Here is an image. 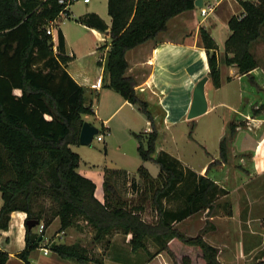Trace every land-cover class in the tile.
<instances>
[{"label":"trees","instance_id":"trees-1","mask_svg":"<svg viewBox=\"0 0 264 264\" xmlns=\"http://www.w3.org/2000/svg\"><path fill=\"white\" fill-rule=\"evenodd\" d=\"M238 2L244 13L228 19L230 34L224 41L225 62L234 64L239 75L260 91L251 75L258 64L249 48L260 37L264 0ZM193 3L194 0H107L110 42L98 60L103 63L102 86L135 105L148 122L151 119L147 103L138 97L134 79L125 74L128 67L125 53L145 41L155 40L167 30L170 18L192 10ZM61 8L56 0H0V230L8 227L12 212L20 211L25 213V221L37 220L44 229L58 219V232L78 228L83 221L93 231L92 243L102 247L108 246L109 238L120 232L131 235V251L143 249L149 257L154 256L147 247L152 244L156 252H165L180 264H221L217 248L200 234L186 236L173 227L200 210L210 212L213 202L228 194L207 175L159 151L153 158L159 166L156 177L140 165L137 169L140 183L129 179L138 193L135 200L127 199L119 190L118 180L120 177L127 180L126 172L105 167L104 201L100 202L94 196V183L76 171L80 158L69 145L78 143L81 116L93 114V110L85 102L84 87L67 71L73 56L66 54L61 30L57 29L55 49L52 35L46 30ZM77 20L100 32L108 28L94 12ZM199 36L207 56L208 76L213 86L218 87L217 57L209 53L215 50V42L203 27ZM250 111L253 115H264V102L255 104ZM236 127V123L228 124L229 138ZM106 131L101 126L98 134ZM134 137L141 159L151 160L156 132H149L146 149L142 134ZM227 142L225 138L219 144L224 161ZM170 202L173 207L167 206ZM223 206H226L223 215L231 216L230 202L224 201ZM145 208L152 211L154 219L143 218ZM43 232L39 234L25 224V246L16 255L23 264H29L30 251L38 247L78 263L90 260L88 248L79 242L43 244ZM7 260L8 254L0 250V264H7Z\"/></svg>","mask_w":264,"mask_h":264},{"label":"rangeland","instance_id":"rangeland-1","mask_svg":"<svg viewBox=\"0 0 264 264\" xmlns=\"http://www.w3.org/2000/svg\"><path fill=\"white\" fill-rule=\"evenodd\" d=\"M250 1L257 2L258 0ZM232 2L234 3V9H231L230 12H226L225 10H217L216 12V18L222 21L223 27L226 25L227 20L231 16L240 17L244 13L238 0H232ZM70 9L72 11V15H70L69 18H60L61 21L59 20V24L62 28H65L72 33L74 38H77V35L74 32V21L77 17L84 14L86 10L91 9H95L106 17V0H91L88 4L76 2ZM197 9L199 11L198 14L200 19L205 14L201 13L202 7H197ZM178 23L179 24L172 26V37L178 39L180 42L186 43L192 42V39H194L197 33L199 39L198 46L202 48L199 36V29L201 26L196 28V25H193L191 15L186 14L178 21ZM207 32L210 33L209 31ZM169 35H171V33ZM220 35L221 32L218 36ZM159 36L161 37L159 39H162V33L159 34ZM226 36L228 37L229 34L227 33L224 37L227 38ZM214 42L215 50H209V53H214L217 57L219 86L214 87L211 83L208 76L206 56L205 69L208 79L205 83L206 91L205 86L204 91L205 97L206 99L208 98L211 106L209 107V111L207 113L205 112L203 116L195 119L187 118V107L191 104L194 86L197 81L205 76L203 66H197V62L201 60V56L189 61V64L183 71L184 75L185 72L190 70V72L186 74V79L183 78L181 86L178 89L172 90V93L170 94L167 93L166 88L164 90L166 93H161L160 89H157V91L155 88L144 84L143 86L141 85L142 88H139V90L143 89L148 91L146 96V94H141L137 90V85L134 87L138 97L147 103L146 111L151 119V121L148 122V130L143 132L146 128L144 118L139 120L138 118L133 117V115L130 117L135 133H142L141 139L144 149H146L149 132H156V139L154 143L155 150L151 153V160L143 161L141 159L136 150L137 139L131 134H128V129H123L124 127L118 121L119 117L123 113V110L118 111L114 119L108 125L110 133L112 132L114 134V138H112L110 142V138L106 133H104L102 134L103 141H97L94 139L90 145H85L91 149L93 153H102L105 151V147V160L108 166L122 165L125 166L129 172L136 174L134 176H129L127 180L121 177L118 180L120 187L119 190H121L120 192L123 193L127 199L135 200L138 197V193H136L135 189L130 186L129 179L133 178L135 181L140 183V179L137 175V169L140 165H144L152 177L157 176L159 166L153 161V158H155L159 151L169 153L173 157L177 158L184 166H187L198 173H203V175H207L208 178H210V172L221 169V166L224 164L230 170L238 167L242 170V172H244L243 167H245V165L252 159V153L249 152L247 144L253 140V137L256 139L259 138L256 137L258 135L256 131L259 125L258 120L261 119L264 122V117L254 118L255 116L251 114L250 108L257 103H263L264 86H262V88H260V92L257 93V91H255L252 87L244 84V78H241L240 75L239 77L233 75V72L231 73V67H233L234 64L228 65L225 62L224 43L223 45H220L217 41L214 40ZM107 49L108 46H101L97 50L98 58L100 56L103 57V53H105ZM249 49L256 59L257 64L264 66V24L260 30V37L251 43ZM228 55L231 56L232 54ZM143 58V53H135L131 56V62L133 65L132 70L135 69V71H137V79L140 78V80L144 79L149 72V68L146 66V62H144L146 60L140 61L143 60ZM192 64L196 65L191 66ZM225 84L227 85L226 87L230 88L225 89ZM246 86L249 89L243 92L242 88L245 89ZM219 88L221 89L218 90ZM152 90L157 91L158 94L156 95L152 92ZM170 96L171 99H174L177 102L180 110L182 111V115H178V117L175 116V113L178 114L179 112V114H181V112L178 111L176 104L171 103L167 106L166 102H170ZM218 99L227 101V103L234 109L226 106H223L222 109L215 108L214 100ZM173 109L178 112H173ZM169 115H174L173 117L179 119L178 122H176L174 118L170 119ZM230 122L236 123L237 125L235 134L238 132V136L240 137L237 140H235V134L229 138L228 124ZM225 138L228 139V142L226 144V160L224 161L220 156L219 144ZM255 151L259 153L264 152V134L260 137L259 142L255 147ZM242 176L244 177V175ZM210 179L212 180V178ZM223 181L226 183L225 177ZM220 185H222V187L225 186L224 183ZM224 201H229L232 209L231 196L228 194L226 196H221L213 202V208L210 212L207 213L206 209L198 211L200 212L198 216L202 220H191L192 222H188L191 223L190 225L179 224L177 226L178 229L183 234L190 232L195 233L198 229H200L198 234L201 236L203 233L206 235L208 234L206 238L210 242L219 246L217 247V257L219 260L223 261L224 264H264V222L260 219L262 217L264 218V207H254L252 212V215L258 218L256 227L257 230L259 229V231L262 232V234H254L252 236L243 234V237L240 239V234L235 233V231L236 229L239 230V226L241 229L245 230V224L237 226L233 222L217 221V223L219 222L218 230L216 233H211V231L215 229V217H224L223 212L226 211V206H223ZM1 203L2 200L0 197V205ZM167 206L173 207L174 203L170 202ZM142 216L148 221L154 219V214L149 208H145L142 212ZM79 225L80 227L78 228H67L63 239L58 240L61 241L59 243L71 244L79 242L88 248V256L90 260L86 263L79 264H103V257L98 254L96 247L95 250H93L91 246L93 245L91 241L93 231L83 221H80ZM79 228L81 229L79 230ZM56 241H53L52 243H57ZM99 246L102 247V244H99ZM12 261L15 262L14 259Z\"/></svg>","mask_w":264,"mask_h":264},{"label":"crops","instance_id":"crops-1","mask_svg":"<svg viewBox=\"0 0 264 264\" xmlns=\"http://www.w3.org/2000/svg\"><path fill=\"white\" fill-rule=\"evenodd\" d=\"M91 1V0H90ZM89 1V2H90ZM88 4V3H87ZM234 3L232 0H203V6L201 9L205 12V15L199 19L198 9L194 6L192 10L184 11L181 14L170 18L167 22V30L162 33V39L158 36L155 40H148L140 45L129 49L125 53V58L128 63V67L126 70V75L130 76L134 79L135 84L138 87V91L141 94H148V91H145L142 88L144 84L149 87L155 88V90L160 89L161 93L165 92V88L167 89V93H172V90L178 89L181 86L182 79H186V74L190 72H185L183 75L184 68L189 64L191 59L201 56V60L197 62V66L202 65L203 71H205L206 75V52L204 48L198 46V36L197 33L192 39V42H180L178 39L172 37L173 25L179 24L178 21L185 16L186 14L191 15L193 25H196V28L200 26L205 30L210 32L211 37L217 41L220 45L225 41V35L230 34V30L228 28L227 22L223 27L222 21L216 18L217 10H225L226 12H230L231 9H234ZM71 8V6H70ZM69 8V14L67 17H59L57 21L54 23V49L57 43V29H60L65 42V51L69 56H73V59L69 62L67 66V71L71 75V77L84 87V99L87 104H91L93 114H83L81 116L83 121H87L91 125H94L98 129L103 126L107 129L106 134L108 135L109 142L114 138V134L109 131V124L116 116L117 112L123 110L122 115L119 117L118 121L124 127L123 129H128L129 133L134 136L135 131L132 126V121L130 117L138 118L142 120L144 118L146 128L143 132L148 130V121L145 116L137 109V107L127 100H125L119 93L114 90L103 87L102 86V74H103V63H99L97 50L100 46L106 45L108 46L110 42V34L109 27L111 24V17L107 13V0H106V17H104L101 13L96 11L95 9L86 10L85 13L94 12L98 16H100L107 25V30L105 32H100L95 28L88 27L86 25L81 24L76 19L74 21V32L77 35V38L73 37V34L70 33L67 29L62 28L59 24L60 18H69L72 15V11ZM215 9V10H214ZM200 10V9H199ZM84 13V14H85ZM83 15V14H82ZM80 15V16H82ZM78 16V17H80ZM77 17V18H78ZM61 21V20H60ZM61 23V22H60ZM223 28V29H222ZM221 32V35L218 34ZM171 33V35H169ZM164 34V35H163ZM167 34V35H166ZM227 37V36H226ZM197 49V50H195ZM143 53V60L146 62V66L149 68L148 75L145 76L144 79H137V71L132 70V62L131 56L133 54ZM207 61V59H206ZM196 65L192 64L191 66ZM193 68V67H192ZM231 73L236 77H239V73L237 67L234 65ZM257 74V75H256ZM251 75L255 77V80L259 84L260 88L264 86V66L258 65L255 69L251 71ZM244 78V84L255 88L248 84L245 76H241ZM261 79V80H260ZM137 81V82H136ZM235 81V80H234ZM262 82V83H261ZM142 85V86H141ZM225 89L230 88L226 87ZM219 88L218 90H220ZM249 89L247 86L245 89L242 88V91L245 92ZM158 91V90H157ZM157 91L152 90L156 95ZM169 91V92H168ZM206 91V85H205ZM257 91V90H255ZM260 91H257V93ZM151 93V92H150ZM166 93V92H165ZM146 94V96H147ZM171 99V96H170ZM215 108H223V106L234 109L231 105L227 103L225 100H214ZM264 102V101H263ZM167 106L169 104H176L178 108V112L175 113L178 115H182V111L180 110L177 102L174 99H171L170 102L167 101ZM260 105L261 103H257ZM173 106V105H172ZM209 100L207 98V111H209L210 107ZM190 107V106H189ZM187 107V109H189ZM172 110V109H171ZM186 110V109H185ZM205 114V113H204ZM203 114V115H204ZM252 114V113H251ZM201 115V116H203ZM174 116V115H173ZM169 115V118H174L176 122L179 119ZM199 116V117H201ZM254 118L264 117V115H253ZM197 117V118H199ZM168 118V119H169ZM195 119V118H194ZM260 119V118H259ZM255 120V119H254ZM257 120V119H256ZM117 121V122H118ZM259 125L257 128V136L258 139L253 137V140L247 144V148L249 152L252 153V159L248 162L245 167H243L244 172L241 169L232 168L231 170L227 168L224 164L221 166V169L213 170L214 172H210L209 177L214 180L216 184L222 187V183L225 184L222 188L227 190L228 195L232 198V214L231 216H216L215 217V229L211 231V233H216L218 230V223L221 221L224 222H233L237 226L241 224H245V230L241 229L239 226V230L236 229L235 233L240 234V239L243 237L242 235L252 236L254 234H262V232L257 230V221L258 218L252 215L254 207L263 206L264 207V152L259 153L255 151V147L257 146L260 137L264 134V122L263 120H258ZM241 131V130H239ZM253 133V132H252ZM142 134V133H139ZM238 132L234 135L237 140L240 138L238 136ZM254 135V134H253ZM256 135V133H255ZM103 141V139L101 140ZM69 147L79 155L80 161L76 171L82 176L90 179L94 185V196L100 202L104 201V192H103V180H104V168L112 167L117 169H122L129 176H134L136 174L128 171L125 166H108L105 160L106 158V148L102 153H93L91 149H89L85 145L80 144H70ZM137 150V146H136ZM198 173V172H197ZM202 174L203 173H199ZM242 175H244V178ZM227 176V178H226ZM225 177L226 183L223 181ZM2 204V203H1ZM1 206V205H0ZM242 209V211H241ZM200 212L194 213L184 220L174 224V228L178 229L179 224H191L188 223L191 220H202L198 216ZM208 213V210H207ZM25 213L20 211H14L10 214V219L8 223V227L5 230H0V250L6 252L8 254L7 264H23L22 260H20L16 255L21 250H23L25 246L24 236H25ZM198 216V217H196ZM195 217V218H194ZM264 222V218H260ZM217 221H219L217 223ZM192 222V221H191ZM186 226V225H185ZM255 226V227H254ZM251 227V228H250ZM59 221L55 219L50 225H48L43 232L42 243L49 244L53 241L57 243L61 242L58 240L63 239L65 231L58 232ZM37 227L33 228L36 231ZM81 228H79L80 230ZM195 229V228H194ZM200 229H198L195 233H184L186 236H195L197 235ZM234 233V234H235ZM183 234V233H182ZM208 235V234H207ZM205 233L202 234L203 239L210 245L214 247H219L215 245L213 242H210ZM130 234H123L120 232L114 233L110 238V243L106 247H101L99 244L91 245L93 250L95 247L100 256L103 257V264H180L178 261H174L168 254L165 252H156V247L152 244H148V251L154 253V256H148V252L143 249H138L136 251H131L129 246V238ZM247 237V236H246ZM96 245V246H95ZM44 249L47 250V253L44 254ZM221 252V251H220ZM218 258V257H217ZM15 260L13 262L12 260ZM219 260V259H218ZM29 264H79L72 259H64L59 257L56 253L51 251L48 248L38 247L30 251L28 255ZM219 262L224 264L223 261L219 260Z\"/></svg>","mask_w":264,"mask_h":264},{"label":"water","instance_id":"water-1","mask_svg":"<svg viewBox=\"0 0 264 264\" xmlns=\"http://www.w3.org/2000/svg\"><path fill=\"white\" fill-rule=\"evenodd\" d=\"M194 6L201 8L203 6V0H194ZM49 44L51 42L49 41ZM208 77L205 75L199 81L196 82L190 107L187 112L188 119H194L201 115H203L207 111V99L205 97L204 86ZM98 134V128L94 125H91L87 121H83L79 136H78V144L80 145H90L93 137ZM26 226L31 229L38 225L37 220H27L25 221Z\"/></svg>","mask_w":264,"mask_h":264},{"label":"built area","instance_id":"built-area-1","mask_svg":"<svg viewBox=\"0 0 264 264\" xmlns=\"http://www.w3.org/2000/svg\"><path fill=\"white\" fill-rule=\"evenodd\" d=\"M43 1H46V0H43ZM56 1H57L58 4H60L62 6V8L59 11L58 15L52 21H50L49 24L46 27L47 32L52 35V41L54 40V37H53L54 36V34H53L54 33V28H55L54 27V23L57 21V19L59 17H67L68 14H69V8L74 3L80 2L82 4H87V3H89L90 0H56ZM202 14H205V12L203 10H202ZM53 43H54V41H53ZM94 139L97 140V141H101L103 139V136H102V134H97V135H95L93 137V140ZM36 227H37V229H36V232L37 233L40 234V233L43 232V230H44L43 224H38ZM43 251H44V254L47 253V250L46 249H44Z\"/></svg>","mask_w":264,"mask_h":264}]
</instances>
